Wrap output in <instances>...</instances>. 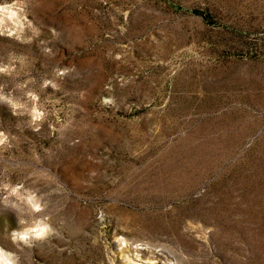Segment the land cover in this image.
<instances>
[{"label":"rangeland","instance_id":"obj_1","mask_svg":"<svg viewBox=\"0 0 264 264\" xmlns=\"http://www.w3.org/2000/svg\"><path fill=\"white\" fill-rule=\"evenodd\" d=\"M0 247L264 264V0H0Z\"/></svg>","mask_w":264,"mask_h":264},{"label":"clouds","instance_id":"obj_2","mask_svg":"<svg viewBox=\"0 0 264 264\" xmlns=\"http://www.w3.org/2000/svg\"><path fill=\"white\" fill-rule=\"evenodd\" d=\"M5 12H7V9H5ZM13 15L15 14L13 13ZM36 118H39V114H37ZM11 194L17 195L24 203L29 205V207L33 211L35 212L40 211L41 205L38 199L34 195L32 194L20 195L19 189L17 188H12ZM18 222L20 225L25 223V221L19 219V217H18ZM51 231H52V228L46 222V220L37 219L33 221L31 226L24 228L22 231L18 229L13 230L12 240L13 242L20 240V241L27 243L30 238H37V239L45 238ZM0 264H17V259L14 253L7 251L4 248L0 247Z\"/></svg>","mask_w":264,"mask_h":264},{"label":"trees","instance_id":"obj_3","mask_svg":"<svg viewBox=\"0 0 264 264\" xmlns=\"http://www.w3.org/2000/svg\"><path fill=\"white\" fill-rule=\"evenodd\" d=\"M194 11H196L197 12V10H194ZM202 14V13H201Z\"/></svg>","mask_w":264,"mask_h":264}]
</instances>
